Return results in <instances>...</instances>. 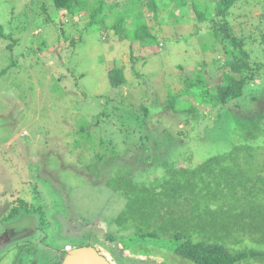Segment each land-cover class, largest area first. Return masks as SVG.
I'll return each instance as SVG.
<instances>
[{
  "label": "rangeland",
  "instance_id": "rangeland-1",
  "mask_svg": "<svg viewBox=\"0 0 264 264\" xmlns=\"http://www.w3.org/2000/svg\"><path fill=\"white\" fill-rule=\"evenodd\" d=\"M128 1L106 0L100 17L106 16L109 29L103 31L87 28L88 9L69 18L50 0H0V264H58V252L87 245L111 262L113 253L115 264H194L166 245L144 248L132 220L118 224L126 200L106 179L117 177L121 166L139 183L168 180L162 160L175 161L178 168L195 166L228 151L231 135L242 143L240 134L255 141L259 150L253 156L264 175V94L259 93L264 80L249 81L242 98L215 108L191 86L203 74L201 65L214 68L220 60L221 48L231 39L227 31L244 39L246 50H262L264 60V0H239L227 16L214 13L215 23L198 19L193 10L198 0H154L157 19L156 11L146 7L150 0L135 6ZM200 1L219 5L218 0ZM143 10L158 41L131 47L111 25L120 13L131 23ZM72 38L77 44L65 49ZM116 65L124 68L127 81L112 88L107 70ZM171 93L180 105L195 108L175 113L167 105ZM86 121L118 143L121 164L106 169L101 180L86 168L91 155L68 153V144L76 140L69 133ZM246 159L242 153L234 170H243ZM228 195L223 197L227 202H219H264V187L258 194L241 188ZM7 196L30 210L39 207L44 217H1ZM110 235L118 238L109 242ZM126 236L134 239L122 246L120 238ZM241 264L264 262L252 258Z\"/></svg>",
  "mask_w": 264,
  "mask_h": 264
},
{
  "label": "trees",
  "instance_id": "trees-1",
  "mask_svg": "<svg viewBox=\"0 0 264 264\" xmlns=\"http://www.w3.org/2000/svg\"><path fill=\"white\" fill-rule=\"evenodd\" d=\"M50 1L57 10L64 11L63 17L73 18L88 9L92 21L87 28L93 25V30L109 29L105 23L106 16L100 17L106 0H97L91 6L87 4V0ZM198 1L199 3L193 2V10L198 15V19L215 23L214 13L219 17L227 16L239 0H218L219 5L216 7L212 2L203 4L202 1ZM155 3L154 0H150L146 7L153 13L154 10L156 11L153 15L154 19H157L158 11ZM128 4L139 5L141 0H129ZM46 5L44 3L42 5L44 11L47 10ZM113 9L114 7H111L110 11L113 12ZM130 10L134 12V9ZM172 16L173 13L170 14V17ZM125 18L126 15L118 14L111 26L120 37L128 38L131 47L137 42L143 45L151 40L158 41L157 35L153 34L147 25L144 10L138 11L137 16L135 14L132 17L131 23L126 22ZM60 24L64 32V22L61 21ZM261 25L264 26V16ZM223 26L226 29V23H223ZM212 34L215 36L214 33ZM226 37L231 39L221 48L220 60L213 61L214 68L209 69L205 67L206 64L201 65L199 71L203 74H199L191 83L194 88L201 89L200 93L205 97V103L214 108L242 98L249 81L264 80V60L260 58L262 50L257 52L246 50L244 39L231 37L228 31ZM81 39L79 37L77 40ZM77 40L72 38L69 46L65 45L64 48L68 49L71 45L74 47ZM204 48H207L206 43ZM252 54L255 57H252ZM134 58L132 55L133 61ZM107 72L112 88L126 83L123 67L116 65L108 68ZM263 90L264 88H260L259 91L262 92L259 93L264 94ZM190 91L187 89L188 94ZM127 97L130 98L128 95ZM169 98L167 105L175 113L191 111L195 108L189 103L180 105L178 97L173 93ZM122 105L128 106L129 101H123ZM94 122L101 124L104 121L97 119ZM91 123L86 121L69 133L70 137H75L76 140L72 145L71 142L68 144L70 148L68 153L74 156L79 150L91 155V163L86 168L89 172H93L91 176L95 180H101L106 169L110 170L112 166L121 164L118 159L119 148H116L118 143L113 139L108 140L91 130ZM231 136V144L226 142L229 146L228 151L211 155L195 166L178 168L175 161L162 160L164 168L170 175L168 180L165 178L163 181L147 180L149 182L139 183L129 171L121 166L118 167L115 170L117 177H111L109 181L106 179L109 186L116 193H121L126 200L125 208L117 215L116 222L124 225L132 220L137 230L136 236L140 238L144 248H148V245L155 246L154 243L158 247L166 245L174 254L194 264H241L252 258L264 262V202L253 201L252 198L244 200L236 198L235 202L225 205L219 202V198H228V194L241 188L246 189L247 193L250 191L258 194L264 187V175L259 173L258 158L253 156V152L259 150L254 145L255 141L248 142V139L240 134L243 142L236 143L233 135ZM242 153L247 158L244 162L245 168L235 171L232 165ZM192 155L191 152L189 162L192 160ZM0 158L3 159V156L0 155ZM4 168L1 166V169ZM202 183L204 186L200 188L199 185ZM6 200L9 202L8 207L1 217H32L34 213L39 214L38 217H44V212L40 211L39 207L30 210L26 203L19 204L16 198L10 201L7 196L4 202ZM225 200L227 202L228 199ZM11 202L14 204L9 207ZM126 237L128 238H120L123 241L122 246L134 239ZM107 238L112 242L118 236L110 235ZM240 245L242 248H238ZM57 254L60 259L58 264H61L66 252L63 250ZM110 259L112 260L110 262L115 264L113 253H110Z\"/></svg>",
  "mask_w": 264,
  "mask_h": 264
},
{
  "label": "water",
  "instance_id": "water-1",
  "mask_svg": "<svg viewBox=\"0 0 264 264\" xmlns=\"http://www.w3.org/2000/svg\"><path fill=\"white\" fill-rule=\"evenodd\" d=\"M61 264H112L91 245L77 247L65 254Z\"/></svg>",
  "mask_w": 264,
  "mask_h": 264
},
{
  "label": "built area",
  "instance_id": "built-area-1",
  "mask_svg": "<svg viewBox=\"0 0 264 264\" xmlns=\"http://www.w3.org/2000/svg\"><path fill=\"white\" fill-rule=\"evenodd\" d=\"M72 250V248H69V249H65V251H67V252H69V251H71Z\"/></svg>",
  "mask_w": 264,
  "mask_h": 264
},
{
  "label": "clouds",
  "instance_id": "clouds-1",
  "mask_svg": "<svg viewBox=\"0 0 264 264\" xmlns=\"http://www.w3.org/2000/svg\"><path fill=\"white\" fill-rule=\"evenodd\" d=\"M76 248H77V247H76ZM72 250H73V249H72ZM72 250H71V251H72ZM65 252L67 253V251H65ZM69 252H70V251H69Z\"/></svg>",
  "mask_w": 264,
  "mask_h": 264
}]
</instances>
